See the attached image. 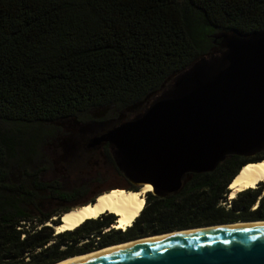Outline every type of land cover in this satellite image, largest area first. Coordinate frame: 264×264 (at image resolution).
<instances>
[{
    "label": "trees",
    "instance_id": "16d2710c",
    "mask_svg": "<svg viewBox=\"0 0 264 264\" xmlns=\"http://www.w3.org/2000/svg\"><path fill=\"white\" fill-rule=\"evenodd\" d=\"M263 28L264 0H0V264L58 262L76 255L78 242L95 240L88 235L97 218L60 233L45 224L110 189L78 200L86 185L66 191L58 180L38 178L37 164L48 161L39 149L57 139L62 121L72 120L79 139H57L54 162L79 154L80 140L86 155L76 175L90 185L109 174L124 178L109 144L87 146L89 140L141 110L193 59L220 50L219 34ZM111 104L118 107L114 116L85 118ZM260 159L264 145L247 156L226 155L208 172L183 174L165 204L159 196L144 198L131 224L105 237L125 235L135 223L158 234L264 218L262 182L236 192L227 207L218 201L236 167ZM11 169L20 171V180L9 179ZM91 243L88 249H98Z\"/></svg>",
    "mask_w": 264,
    "mask_h": 264
},
{
    "label": "water",
    "instance_id": "95a60500",
    "mask_svg": "<svg viewBox=\"0 0 264 264\" xmlns=\"http://www.w3.org/2000/svg\"><path fill=\"white\" fill-rule=\"evenodd\" d=\"M218 36L220 50L193 59L141 110L89 140L87 146L109 144L131 186L147 183L145 193L164 195L179 188L183 174L208 172L226 155L247 156L264 145V28ZM262 220L188 226L180 229L203 228L132 241L65 264H264V222L255 223Z\"/></svg>",
    "mask_w": 264,
    "mask_h": 264
},
{
    "label": "bare ground",
    "instance_id": "6f19581e",
    "mask_svg": "<svg viewBox=\"0 0 264 264\" xmlns=\"http://www.w3.org/2000/svg\"><path fill=\"white\" fill-rule=\"evenodd\" d=\"M255 162V163H254ZM264 180V159H260L259 161H253V162H246L243 165L240 166V168L237 170L234 176L229 180L227 189L229 191V194L227 195L229 198L233 197V195L236 192H240L246 188H255V186L260 182ZM145 186H150L147 183H143L140 185L139 188H137L135 191H122L119 188H110L107 191L100 192V194L96 195L95 198H93V202H87L86 204H83L82 206H78L75 208H71L66 213L64 212L62 216L60 217V223L58 225H53L50 222H46L45 224H48L50 227H53L55 233H60L67 230H74L77 226H79L85 219L90 218H99L100 214H104L108 212H112V215L114 216V222H112V227L120 228L121 230L126 229L127 226L131 224V222L139 215L140 208L142 207V204L144 202L143 194L149 189H146ZM125 190V189H123ZM264 193V189L262 191ZM239 223L238 221H234L232 223H226V224H216V225H230ZM258 222H264L262 221H256ZM215 226V225H212ZM211 227V226H209ZM203 227H194V228H186V229H179L174 230L166 233L161 234H153L146 237L130 240L121 244H115L113 246H109L107 248H101L99 250L90 252V253H84L80 255L75 256H69L63 260H60L58 262H55L53 264H65L67 262L83 259L91 254H99L104 250L107 249H113V248H119V246L122 245H128L132 241L136 240H146L153 236H161V235H167L170 233H180L184 231H191L196 230Z\"/></svg>",
    "mask_w": 264,
    "mask_h": 264
},
{
    "label": "rangeland",
    "instance_id": "374dc122",
    "mask_svg": "<svg viewBox=\"0 0 264 264\" xmlns=\"http://www.w3.org/2000/svg\"><path fill=\"white\" fill-rule=\"evenodd\" d=\"M160 91V90H159ZM159 91L155 94L157 95L159 93ZM154 96V95H153ZM152 96V97H153ZM151 98V97H150ZM118 107L114 104L108 105L106 107H97L94 108L92 110H90L89 112H87L86 116H91V117H98V116H102V115H109L110 114L112 116H114L115 113H117ZM80 118H83L84 115H80ZM127 118V117H126ZM63 122V127H61L58 131V134L56 133L58 142L59 139L61 140L62 138L63 141H65V139L70 138L72 135V139H79L78 137V133L77 131L74 129V127H72L73 122L72 120H67V121H62ZM109 125V124H105L104 126ZM25 134V133H24ZM28 134H26L25 136L22 135L23 139L27 138ZM60 137V138H59ZM56 139V140H57ZM53 140L52 142L48 143L47 145H43L39 151L41 150V155L48 161H41L40 164H37L38 166H40L42 168V170H40V172L38 173V178L40 180L43 181H48V180H58L61 183V188L69 191L71 188L75 187V186H80V185H86V189L87 192L83 193V195H80L78 200H83L88 198L92 193H94L96 190H100L103 188H108V187H125V183L127 182L123 177L121 176H114V174H109V175H105V177L103 178V180L101 181V184H95V185H90L87 182L88 179L84 178L82 176H78L76 175V171H78L79 169L82 170V168L84 169V165H83V160L85 159V155L86 153L83 152L81 149V141H78V146H80V153L78 154L77 151H74L72 154V158L70 156H68L69 158L66 159V161H64V163L58 161L54 162V159L57 158V154H55V150L59 151L61 150V147H59V143ZM22 149L24 147H21ZM70 154V155H71ZM75 155V156H74ZM78 156V159H77ZM74 157V158H73ZM41 160V159H40ZM37 166V167H38ZM22 176V174H20V171L17 169H11L10 172V180L11 181H18L20 180V177ZM87 183V184H86ZM119 188V189H121ZM261 189V188H260ZM264 187H262V190H260L258 193L262 194ZM123 191V189H121ZM229 194V191L227 189V191L223 194V198H220L219 204L223 207H227L228 206V202L229 200L232 198H229L227 195ZM235 195V194H234ZM233 195V196H234ZM143 198H145V194H143ZM67 204V203H65ZM254 204V203H253ZM108 213H112V212H108ZM102 215V214H100ZM115 216V215H113ZM121 230V229H120ZM77 257V256H76Z\"/></svg>",
    "mask_w": 264,
    "mask_h": 264
},
{
    "label": "flooded vegetation",
    "instance_id": "af4514ba",
    "mask_svg": "<svg viewBox=\"0 0 264 264\" xmlns=\"http://www.w3.org/2000/svg\"><path fill=\"white\" fill-rule=\"evenodd\" d=\"M261 182L262 183L258 186V188L262 189V187H264V181H261ZM124 186L129 187L131 189L138 188V187L131 186L128 181L125 183ZM179 189H180V186L177 190H173L172 192L166 193L164 195H159V194H154V193L149 192L148 194H145V198L147 199L150 196H159L162 198V201L165 204L166 200H167L165 197H168L170 195L174 196V194ZM88 198L91 199L90 196ZM254 205H255V203L254 204L251 203L249 208H253ZM240 214H243V212H240ZM114 219L115 218L111 213H108V214L104 213V214L100 215V217L97 218V220H98L97 229L93 230L92 233L88 235L89 237H93L95 240L93 241V240H87L86 239L87 240L86 242H78L77 246H79V247L77 249H75V251L78 252L79 254H76V255H80L81 253H84V252L87 253V251L91 250V249H88V245H87L89 241H91L92 242L91 244H93V245L102 247V246L109 245V244L112 245V244H115V243H118L121 241L127 242V240H129V239L135 238V237L140 236V235L143 236V235L148 234V229L139 228L138 223H135L129 231H126L125 235H118V237H116V235L105 237L106 234H110V233H113L117 230H120V228L118 229L116 227H112V222H114ZM247 220H249V219H247ZM233 221H235V220H233ZM237 221H242V219L237 220ZM228 222H231V221H228ZM221 223H223V222H221ZM85 226H88V225H85ZM194 226H198V225H194ZM186 227H188V226H186ZM190 227H193V226H190ZM83 228L84 227L79 228L77 232H81L83 230ZM182 228H184V227H182ZM178 229H180V228H178ZM123 230H125V229H123ZM142 236L140 238H142ZM100 242H103V245H99ZM124 242H121V243H124ZM83 243H86V244H83ZM121 243H118V244H121ZM111 245H109V246H111ZM109 246L104 247V249L109 247ZM93 251H96V250L93 249L90 252H93ZM90 252H88V253H90ZM76 255H74V256L76 257Z\"/></svg>",
    "mask_w": 264,
    "mask_h": 264
},
{
    "label": "snow or ice",
    "instance_id": "6c2138e0",
    "mask_svg": "<svg viewBox=\"0 0 264 264\" xmlns=\"http://www.w3.org/2000/svg\"><path fill=\"white\" fill-rule=\"evenodd\" d=\"M146 187V189H148L150 186H145Z\"/></svg>",
    "mask_w": 264,
    "mask_h": 264
}]
</instances>
